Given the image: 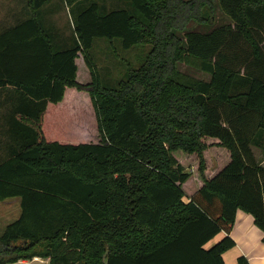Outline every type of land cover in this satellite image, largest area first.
<instances>
[{"label":"trees","instance_id":"16d2710c","mask_svg":"<svg viewBox=\"0 0 264 264\" xmlns=\"http://www.w3.org/2000/svg\"><path fill=\"white\" fill-rule=\"evenodd\" d=\"M51 1L29 0L31 18L0 34V91L16 96L0 202L21 207L0 234V264H226L238 210L264 232V165L253 152L264 148V0H218L230 19L219 26L203 15L206 0L111 10L63 0L68 48L40 18ZM98 39L151 49L102 87L90 55ZM183 62L210 80L182 73ZM68 87L90 92L91 107L68 105Z\"/></svg>","mask_w":264,"mask_h":264},{"label":"rangeland","instance_id":"374dc122","mask_svg":"<svg viewBox=\"0 0 264 264\" xmlns=\"http://www.w3.org/2000/svg\"><path fill=\"white\" fill-rule=\"evenodd\" d=\"M208 5L203 9V15L210 18V21L214 26L227 24L230 19L225 15L219 7L218 0H206ZM102 9L111 10L114 8H124V0H101ZM211 7L213 10L211 11ZM45 10L44 14L40 16L43 22L49 27H53L58 33V40L63 43L64 46L60 48H68L75 42L74 30H73V16L70 9L63 3V13L61 15L54 16ZM197 30L201 32H207L212 29L207 25L198 24L192 21L188 24V29ZM151 49V45L142 43L130 51H125L121 46V41H106V39H98L95 42V46L91 51V57L94 60L97 69V75L100 81V85L114 87L124 80L127 76L129 68H137L143 62L148 52ZM81 67L83 65L81 64ZM179 69L182 73L201 80L209 81L210 76L203 73L198 69L195 64L180 63ZM84 73V72H83ZM78 83L87 86L92 83V78L79 79ZM66 103L72 106H79L81 108L86 105H92L91 93L87 90H79L75 87H68L65 95ZM15 93L12 88L0 91V157H5L11 146L9 137L5 134V127L3 124V118H5L9 112L10 107H14L16 104ZM5 116V117H4ZM93 128V127H92ZM90 128V130H93ZM94 135V133H93ZM254 155L257 161L264 165V148H253ZM193 166L189 165L191 169ZM2 205H6L3 207ZM21 214L20 201L17 199H9L0 202V234L4 231L5 227L10 223L16 221ZM39 264V263H35Z\"/></svg>","mask_w":264,"mask_h":264},{"label":"crops","instance_id":"0c3cea01","mask_svg":"<svg viewBox=\"0 0 264 264\" xmlns=\"http://www.w3.org/2000/svg\"><path fill=\"white\" fill-rule=\"evenodd\" d=\"M45 10H49L48 12L54 16L61 15L63 13V0H52L44 7ZM30 18L29 0H0V34L13 29ZM87 78L90 79V76L85 75L83 77V79ZM5 118H3V124ZM9 139L11 143H16L11 138ZM2 206L5 207L6 205ZM224 236V233L220 234L214 242L220 241ZM230 237L235 242V247L224 254L226 264H236L241 256L245 257L250 264H264V232L255 225L252 215L238 210ZM35 263L48 264L49 261L35 258L23 264Z\"/></svg>","mask_w":264,"mask_h":264}]
</instances>
